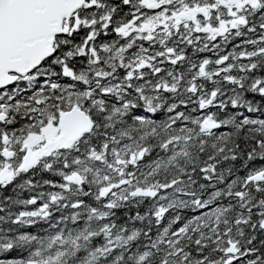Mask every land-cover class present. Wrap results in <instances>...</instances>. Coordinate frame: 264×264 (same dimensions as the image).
<instances>
[{
  "label": "snow or ice",
  "instance_id": "6c2138e0",
  "mask_svg": "<svg viewBox=\"0 0 264 264\" xmlns=\"http://www.w3.org/2000/svg\"><path fill=\"white\" fill-rule=\"evenodd\" d=\"M0 264H264V0H0Z\"/></svg>",
  "mask_w": 264,
  "mask_h": 264
}]
</instances>
